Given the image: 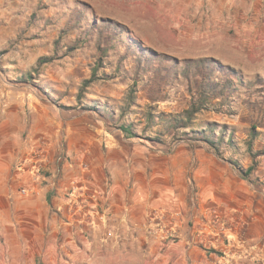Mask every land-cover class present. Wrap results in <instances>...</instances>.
<instances>
[{"label": "rangeland", "instance_id": "obj_1", "mask_svg": "<svg viewBox=\"0 0 264 264\" xmlns=\"http://www.w3.org/2000/svg\"><path fill=\"white\" fill-rule=\"evenodd\" d=\"M147 55L171 60L153 64ZM202 59L213 80L231 71L241 85L211 96L193 68L177 74ZM164 65L176 75L163 74ZM187 111L191 122L181 127ZM192 128L224 132L219 154L190 141ZM54 133L58 142L46 138ZM69 137L89 148L99 140L116 158L140 144L172 155L203 147L229 168L228 160L253 166L252 183L236 175L264 201V156L251 157L264 150V0H0V264H264L259 201L249 213L211 201L201 210L191 189L193 216L150 209L107 229L90 225L85 202L82 220L69 218L50 189L47 210L35 203L27 219L21 175L30 166L49 176L47 160L32 170L36 153L68 162ZM95 206L101 213L102 201Z\"/></svg>", "mask_w": 264, "mask_h": 264}, {"label": "crops", "instance_id": "obj_2", "mask_svg": "<svg viewBox=\"0 0 264 264\" xmlns=\"http://www.w3.org/2000/svg\"><path fill=\"white\" fill-rule=\"evenodd\" d=\"M58 136L54 133L46 138L58 142ZM81 142L69 137L66 149L69 160L66 163L59 158L56 161L52 159L54 153L49 159L46 157L42 161H34L32 170L36 164L41 166L46 160L49 161L48 177L39 179L38 173L30 172V166L26 174L21 175L25 186L23 200L27 206V219L32 217L35 203L47 210L45 204L50 189L55 190L58 206L69 218L74 215L77 216V221L82 220L78 216L85 202L90 210L86 212L90 225H101L107 229L124 225L122 221L125 218L132 224L150 209L179 212L178 214L185 211L186 216H193V209L188 207L191 189L195 191V204L201 210L205 201L224 203L219 207L227 211H234L236 206H242L246 213L250 212L253 202L264 203L263 198L253 195L250 187H245L231 165L229 168L215 160L212 153L204 154L206 149L203 147L181 146L172 155L166 148L140 144V147H134L131 157L116 153V158L100 151L99 140L91 141V148ZM27 147L26 149L30 148ZM48 150L47 148L46 152ZM25 152L28 155V151ZM195 154L199 156L192 157ZM27 160L30 163L29 157ZM29 173L30 176H27ZM69 191L72 192L68 193ZM14 195L16 193L11 189L6 191L5 201H11ZM98 199L103 206L99 214L94 212ZM190 211L193 213L189 214ZM82 213L85 215L83 210ZM97 221L101 223L97 224Z\"/></svg>", "mask_w": 264, "mask_h": 264}, {"label": "trees", "instance_id": "obj_3", "mask_svg": "<svg viewBox=\"0 0 264 264\" xmlns=\"http://www.w3.org/2000/svg\"><path fill=\"white\" fill-rule=\"evenodd\" d=\"M148 60L150 59V61L155 64L154 62H163L165 64H167V61L171 58L166 57V56H157L155 57H149V55H147ZM153 58V59H151ZM157 58V59H156ZM209 60H199V61H187L186 63V67L187 70L185 69H181L180 71H177L178 75H184L186 76L185 73L188 72V67L193 68L194 70H196L199 74V76L201 77V85H203L202 87V92H206V90H208L209 92L207 94L214 96V94H216L217 90H218V94L220 96H223L224 92H228V93H234L235 92V88L239 85H241L239 76L237 74H233L231 71L229 72H222L225 76V78L223 79V81L220 80H216V79H212L211 77V72H213L212 70H215L213 68L212 65L209 64ZM157 63V64H158ZM162 67V72L163 74L173 77L174 75H176V70L175 67H173L172 65H164L161 66ZM209 82H212L211 84ZM209 85H212V87ZM81 94L79 93L77 98H80ZM147 115L150 117L151 114L147 113ZM185 121L183 125L181 127H186L189 126L190 124V120H191V113L185 112ZM188 123H185V122ZM150 122V118H148V121ZM172 123H175V121H173ZM178 128V127H176ZM120 130L121 132L127 137V138H138L139 136H137V134L131 129V126H120ZM254 133V132H253ZM207 133L204 132L203 130L199 129V131H197L196 129H191V131L189 133H186V137L192 141V142H202L208 149L212 150L214 152V154L218 155L219 153V147L221 146V144H223V137H224V132H222L220 135H217L216 137L213 135H206ZM254 136V134H253ZM139 139H142V137H139ZM227 142L230 141L231 139L230 137H228V139L226 140ZM218 142V143H217ZM259 156H264V150L263 151H256L255 153L251 154V157L253 159H256ZM228 164L231 165V167L238 173V176L243 179V180H247L250 183H252L251 179H250V174L253 172V166H250L248 168H243L241 167L237 162L233 161V160H228L227 161Z\"/></svg>", "mask_w": 264, "mask_h": 264}, {"label": "built area", "instance_id": "obj_4", "mask_svg": "<svg viewBox=\"0 0 264 264\" xmlns=\"http://www.w3.org/2000/svg\"><path fill=\"white\" fill-rule=\"evenodd\" d=\"M42 159H44V157L41 155V154H38V153H36V155H35V160L36 161H42ZM59 160H60V158H59ZM98 196L99 197H101V195L100 194H98ZM81 205V204H80ZM112 233H113V231H109L108 232V236H112Z\"/></svg>", "mask_w": 264, "mask_h": 264}]
</instances>
